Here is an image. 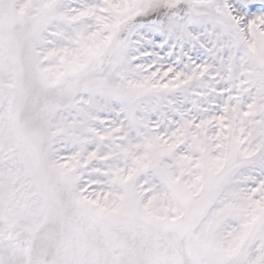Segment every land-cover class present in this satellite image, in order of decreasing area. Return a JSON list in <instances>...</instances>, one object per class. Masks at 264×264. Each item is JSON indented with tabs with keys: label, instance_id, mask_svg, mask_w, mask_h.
Segmentation results:
<instances>
[{
	"label": "snow or ice",
	"instance_id": "6c2138e0",
	"mask_svg": "<svg viewBox=\"0 0 264 264\" xmlns=\"http://www.w3.org/2000/svg\"><path fill=\"white\" fill-rule=\"evenodd\" d=\"M0 264H264V0H0Z\"/></svg>",
	"mask_w": 264,
	"mask_h": 264
}]
</instances>
